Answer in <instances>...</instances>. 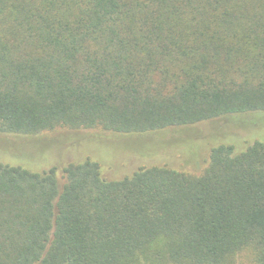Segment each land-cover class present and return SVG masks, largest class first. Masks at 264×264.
Listing matches in <instances>:
<instances>
[{"label": "trees", "instance_id": "16d2710c", "mask_svg": "<svg viewBox=\"0 0 264 264\" xmlns=\"http://www.w3.org/2000/svg\"><path fill=\"white\" fill-rule=\"evenodd\" d=\"M264 113V0H0V132L138 135ZM0 162V264H264V142L200 175Z\"/></svg>", "mask_w": 264, "mask_h": 264}, {"label": "rangeland", "instance_id": "374dc122", "mask_svg": "<svg viewBox=\"0 0 264 264\" xmlns=\"http://www.w3.org/2000/svg\"><path fill=\"white\" fill-rule=\"evenodd\" d=\"M255 141L264 142L261 112L228 114L142 135L56 127L36 134L0 132V162L37 172L55 167L62 188V168L86 158L98 161L106 177L120 178L152 165L197 176L208 165L212 147L230 144L240 152ZM234 264L256 263L249 252H243Z\"/></svg>", "mask_w": 264, "mask_h": 264}]
</instances>
